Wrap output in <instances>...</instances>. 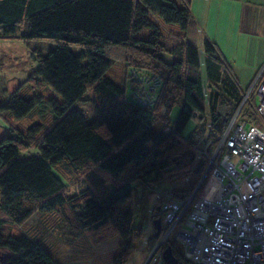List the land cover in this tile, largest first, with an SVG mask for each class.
Wrapping results in <instances>:
<instances>
[{
	"label": "trees",
	"instance_id": "obj_1",
	"mask_svg": "<svg viewBox=\"0 0 264 264\" xmlns=\"http://www.w3.org/2000/svg\"><path fill=\"white\" fill-rule=\"evenodd\" d=\"M10 37L49 40L56 47L45 54L37 49L27 92H15L0 103L4 118L21 119L45 101L52 110L47 125L0 136V264H55L37 240L24 234L4 236L5 221L18 225L35 210L54 209L55 234L63 245L71 246L85 231L91 232L94 244L119 236L125 242L113 261L124 264L143 237L141 229L132 227V210L121 208L130 200V184L192 167L188 188L167 192L193 193L195 199L209 174L207 158L197 159V151L205 149L211 156L245 92L206 37L201 62L189 0H0V38ZM72 45L79 49L72 50ZM163 54L173 60L167 62ZM144 62L164 70L162 78L153 68L159 86L150 106L134 98L129 74L132 68L148 74L152 65L144 68ZM116 65L121 81L109 77ZM38 85L50 87L59 99L42 100L34 92ZM87 90L93 93L96 112L90 121L72 106ZM254 102L251 90L238 120L255 124ZM175 104L180 108L170 124L168 113ZM194 117L193 128L183 135ZM29 148L38 155L21 157ZM84 169L88 186L67 195L66 184ZM151 228L147 253L158 236ZM166 246L178 264H188L178 243L171 240Z\"/></svg>",
	"mask_w": 264,
	"mask_h": 264
},
{
	"label": "built area",
	"instance_id": "obj_2",
	"mask_svg": "<svg viewBox=\"0 0 264 264\" xmlns=\"http://www.w3.org/2000/svg\"><path fill=\"white\" fill-rule=\"evenodd\" d=\"M129 74L134 98L152 105L157 72L132 68ZM248 87L211 156L197 151V159L207 158L209 170L199 195H155L148 215L160 219V230L143 264H167L163 251L171 240L188 264H264V64ZM251 90L261 127L237 118Z\"/></svg>",
	"mask_w": 264,
	"mask_h": 264
},
{
	"label": "rangeland",
	"instance_id": "obj_3",
	"mask_svg": "<svg viewBox=\"0 0 264 264\" xmlns=\"http://www.w3.org/2000/svg\"><path fill=\"white\" fill-rule=\"evenodd\" d=\"M55 47L56 44L54 42L43 39L24 42L14 37L6 39L0 38V103L7 101L15 92L21 96L27 92V89L30 87L28 82L29 77L33 76V72L37 67V61L35 59V55L38 53L37 49L39 53L45 54ZM70 48L72 50L79 49L75 45L70 46ZM163 57L167 62L173 60L167 54H163ZM200 60L202 62L201 55ZM150 64L152 67L149 70L156 69L159 71L161 77L164 78L163 68L157 66L155 63L144 62L142 67L144 65V68H146ZM138 65L140 66V64ZM111 72L113 73L109 75L111 79H118V81L120 79L121 81L123 73L119 65L113 67ZM201 82L206 100L208 94L206 89L207 83L203 72ZM248 88L247 86L246 90ZM125 89V97H128L130 92L128 82H126ZM34 92L41 96L42 100L59 99L50 87L44 85H38ZM39 105L37 110L21 119L12 117L4 118L2 116L3 114H0V136L4 133L16 134L18 131L26 134L37 125H47V122L52 117L51 106L46 101ZM72 106L84 114L87 121L93 120L96 115L93 104V93L90 90H87L82 95L81 101L75 102ZM179 108L180 104H175L170 109L168 123H173ZM256 119L255 124L261 127V122L258 118ZM195 121V117L190 120L183 131V135L188 134L193 128ZM30 155H38V150L29 148L20 153L21 157ZM87 170L84 169L76 178L66 184L65 192L67 195L76 194L88 186ZM192 170V167L190 168V172L184 169L174 170L163 176H151L144 181H135L130 184V200L122 204L121 208L123 210H132V227L141 229L143 231V237L137 242L135 249L131 252L124 264H143L148 255L146 251L147 239L152 235V223L148 215V210L152 206L155 194H161V192L166 193L170 190L183 191L187 189L189 185L188 175ZM103 173L107 174L106 172ZM64 210L67 213H71L67 207H64ZM57 221V209L50 212L35 210L30 217L18 225L5 221L4 236L12 233L14 235L24 234L30 239L37 240V243L51 255L55 264H119L113 261V257L117 255L119 247L125 242L121 237L116 236L100 244H94L91 240V232L85 231L71 246L67 247L62 244L55 234ZM2 252L3 250L0 249V256Z\"/></svg>",
	"mask_w": 264,
	"mask_h": 264
},
{
	"label": "crops",
	"instance_id": "obj_4",
	"mask_svg": "<svg viewBox=\"0 0 264 264\" xmlns=\"http://www.w3.org/2000/svg\"><path fill=\"white\" fill-rule=\"evenodd\" d=\"M189 9L199 54L203 38L214 42L245 91L264 64V0H189Z\"/></svg>",
	"mask_w": 264,
	"mask_h": 264
},
{
	"label": "water",
	"instance_id": "obj_5",
	"mask_svg": "<svg viewBox=\"0 0 264 264\" xmlns=\"http://www.w3.org/2000/svg\"><path fill=\"white\" fill-rule=\"evenodd\" d=\"M154 228V236H157L160 229V219L156 218L152 221ZM163 259L167 264H178V259L173 255L170 246H166L163 251Z\"/></svg>",
	"mask_w": 264,
	"mask_h": 264
},
{
	"label": "bare ground",
	"instance_id": "obj_6",
	"mask_svg": "<svg viewBox=\"0 0 264 264\" xmlns=\"http://www.w3.org/2000/svg\"><path fill=\"white\" fill-rule=\"evenodd\" d=\"M160 230V229H159ZM159 234V233H158Z\"/></svg>",
	"mask_w": 264,
	"mask_h": 264
}]
</instances>
